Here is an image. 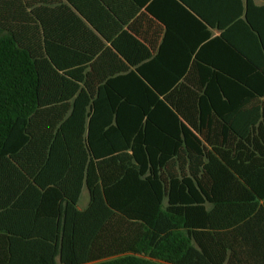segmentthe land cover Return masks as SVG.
Here are the masks:
<instances>
[{
	"label": "trees",
	"instance_id": "16d2710c",
	"mask_svg": "<svg viewBox=\"0 0 264 264\" xmlns=\"http://www.w3.org/2000/svg\"><path fill=\"white\" fill-rule=\"evenodd\" d=\"M237 2L209 21L225 30L224 62L215 39L162 72L77 52L41 10L0 0V264H264V182L243 166L264 149L236 145L250 136L221 100L264 95V5ZM45 188L66 200L57 228L1 222L11 197Z\"/></svg>",
	"mask_w": 264,
	"mask_h": 264
},
{
	"label": "crops",
	"instance_id": "0c3cea01",
	"mask_svg": "<svg viewBox=\"0 0 264 264\" xmlns=\"http://www.w3.org/2000/svg\"><path fill=\"white\" fill-rule=\"evenodd\" d=\"M241 1L247 5V0ZM20 2L28 5L29 16L32 9L41 10L42 19L55 31L52 35L68 39L76 45L77 52L95 53L98 57L103 54H116L121 58L122 55H133L144 60L141 64L154 61L155 68L162 72L179 68V64L191 56L190 66L187 67L190 68L196 52L215 39L218 41L212 45L211 51L216 55L214 61L218 64L224 62L227 43L222 34L225 30L217 24L212 26L209 21L224 22L227 16H235L240 9L237 0H19ZM252 2L256 6L264 5L261 0ZM240 19L243 20V16ZM103 64V68L114 67L112 60H106ZM221 98L223 102L235 104L224 116L234 117L236 127L250 136L249 141L236 145L246 151L263 150L264 140L259 138V126L262 123L264 135V95L234 94ZM258 117L261 120L253 124ZM243 166L255 168L245 174L247 179L264 182V156L257 153L252 161ZM7 197L6 194L2 195L1 203L7 202ZM11 198L12 205L16 204L18 208L10 213V217L3 215L1 222L11 224L10 227L15 229L48 234L64 219L65 209L61 212L60 208L62 204L65 207L66 200L62 202L60 195L49 188L32 190L24 195L20 193ZM88 203L89 194L85 201L81 196L79 210H84Z\"/></svg>",
	"mask_w": 264,
	"mask_h": 264
},
{
	"label": "rangeland",
	"instance_id": "374dc122",
	"mask_svg": "<svg viewBox=\"0 0 264 264\" xmlns=\"http://www.w3.org/2000/svg\"><path fill=\"white\" fill-rule=\"evenodd\" d=\"M83 201L88 199V192L87 189H84L83 194H82Z\"/></svg>",
	"mask_w": 264,
	"mask_h": 264
}]
</instances>
